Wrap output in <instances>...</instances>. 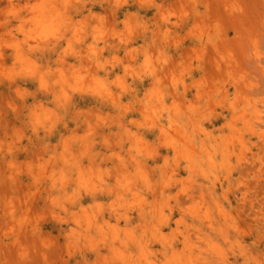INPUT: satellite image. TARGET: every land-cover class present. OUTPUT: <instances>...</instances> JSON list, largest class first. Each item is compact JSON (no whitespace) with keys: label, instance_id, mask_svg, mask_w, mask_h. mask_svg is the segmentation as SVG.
I'll list each match as a JSON object with an SVG mask.
<instances>
[{"label":"rangeland","instance_id":"obj_1","mask_svg":"<svg viewBox=\"0 0 264 264\" xmlns=\"http://www.w3.org/2000/svg\"><path fill=\"white\" fill-rule=\"evenodd\" d=\"M220 262L264 264V0H0V264Z\"/></svg>","mask_w":264,"mask_h":264},{"label":"bare ground","instance_id":"obj_2","mask_svg":"<svg viewBox=\"0 0 264 264\" xmlns=\"http://www.w3.org/2000/svg\"><path fill=\"white\" fill-rule=\"evenodd\" d=\"M35 1H36V0H35ZM78 2H79V1H78ZM52 3L54 4V2H52ZM81 3H82V2H81ZM56 4H58V3H56ZM32 7H33V6H32ZM32 10H33V9H32ZM42 12H43V11H42ZM53 12H55V11H53ZM43 13H44V12H43ZM50 16H51V15H50ZM48 17H49V16H48ZM48 17H47V18H48ZM55 18H57V17H55ZM44 20H45V19H44V17L42 16V17H37L33 22L36 23L35 26H37V25L40 26V25L43 23ZM56 22H57V21H56ZM56 22H55V24H56ZM55 26H56V25H55ZM40 27H41V26H40ZM37 29H38V28H37ZM41 29H42V28H41ZM41 32H42V31H41ZM142 49H144V48H142ZM144 52L147 53L146 50L143 51V53H144ZM144 54H145V53H144ZM142 56H143V55H142ZM28 70H29V69H28ZM28 70H27L26 72H28ZM30 70H31V69H30ZM33 72H35V71L33 70ZM30 74H32V73H30ZM39 78H40V76H39ZM136 78H137V77H136ZM38 80H39V79H38ZM40 81H41V78H40ZM37 82H38V81H37ZM40 83H43V84H44V82H39V85H40ZM17 84H18V83H17ZM19 84H20V83H19ZM19 84H18V85H19ZM59 84H60V83H59ZM13 85H14V84H13ZM46 85H47V83H46ZM46 85H45V86H46ZM37 86H38V85H37ZM11 87H14V86H11ZM15 87H16V86H15ZM43 87H44V86H43ZM46 87H47V86H46ZM53 87H54V86H53ZM8 88H9V87H8ZM45 89H46V88H45ZM48 89H49V88H48ZM48 89H46V90H48ZM63 89H64V88H63ZM63 89H61V90H63ZM61 90H60V93H61ZM52 91H53V90H52ZM62 92H63V91H62ZM56 93H57V92H56ZM58 93H59V91H58ZM58 93H57V96L60 95V94L58 95ZM63 93H64V92H63ZM53 94H54V93H53ZM64 94H65V93H64ZM61 96H62V94H61ZM63 96H64V95H63ZM64 97L67 98V95L64 96ZM49 98H50V97H49ZM62 98H63V97H62ZM66 98H65V99H66ZM110 98H112V97H110ZM157 98H158V97H157ZM65 99L63 98L64 101H65ZM59 100H60V99H59ZM69 100H70V99H69ZM114 100H115V98H114L112 101L114 102ZM60 102H61V101H60ZM167 103H168V102H167ZM155 105H157V104H155ZM157 112H158V111H157ZM149 116H151V114H150ZM257 118H258V115H257ZM250 119H251V118H250ZM154 121H155V120H154V118H153V122H154ZM35 122H36V121H35ZM36 123H37V122H36ZM40 124H41V122H40ZM161 126H162V124H161ZM46 127H47V126H46ZM162 127H163V126H162ZM248 127H250V126H247V128H248ZM48 128H50V126H48L47 129H48ZM249 129H250V128H249ZM254 129H255V128H254ZM255 130H257V129H255ZM45 132H46V131H45ZM178 133H179V132H178ZM238 133H240V132H238ZM257 133H258V132H257ZM155 134H156V133H155ZM174 134H175V133H174ZM179 135H180V134H179ZM238 135H239V134H238ZM256 135H259V134H256ZM262 135H263V134H262ZM39 136H40V135H39ZM158 136H160V135H158ZM177 136H178V135H177ZM242 136H244V134H243ZM211 137H212V136H211ZM211 137H210V138H211ZM159 138H160V137H159ZM177 138H178V137H177ZM177 138H176V139H177ZM213 138H214V137H213ZM234 138H235V137H234ZM243 138H244V137H243ZM215 141H216V140H215ZM151 142H152V141H151ZM168 143H169V142H168ZM171 143L173 144V141H172ZM230 143H231V142H230ZM149 144H151V143H149ZM153 144H155V143H153ZM186 144H187V143H186ZM200 144H201V143H200ZM155 145H156V144H155ZM170 145H171V144H170ZM183 145H184V144H183ZM201 145H202V144H201ZM233 145H234V144H233ZM236 145H237V144H236ZM152 146H154V145H152ZM175 146H176V145H175ZM171 147H174V146L171 145ZM180 147H181V146H180ZM220 147H222V144L220 145ZM154 148H155V147H154ZM188 148H190L189 145H188ZM195 148H196V147H195ZM239 148H240V147H239ZM173 149L176 150V148H172V151H173ZM230 149H231V148H230ZM235 149H236V148H235ZM190 150H191V149H190ZM196 150H197V149H196ZM197 151H198V150H197ZM203 151H204V150H203ZM239 151H240V149H239ZM161 152H162V150H161ZM178 152H179V151H178ZM242 152H243V151H242ZM176 153H177V151H176ZM197 153H199V151H198ZM238 153H239V152H238ZM165 154H166V153H165ZM171 154L173 155V153H171ZM165 156H167V155H165ZM168 156H170V155H168ZM175 156H176V155H175ZM176 158H177V157H176ZM231 158H232V157H231ZM146 160H147V159H146ZM137 162H139V160H138ZM161 162H162V161H161ZM161 162H160V163H161ZM140 163H143V162L140 161ZM154 163H155V162H154ZM181 163H182V162H181ZM206 163H207V162H206ZM235 163H236V165L238 164L237 162H235ZM146 164H147V163H146ZM146 164H145V165H146ZM161 164H162V163H161ZM207 164H208V163H207ZM209 164H210V165H213L212 162H209ZM163 165H164V163H163ZM166 165H167V164H166ZM166 165H165V166H166ZM169 165H170V164H169ZM169 165H168V166H169ZM180 165H181V164H180ZM151 166H152V165H151ZM160 166H161V165H160ZM143 167H144V166H143ZM148 167H149V166H148ZM148 167H147V168H148ZM237 167H238V166H237ZM137 168H138V167H137ZM141 168H142V167H141ZM228 169L230 170V168H228ZM173 170H174V168H173ZM190 171H191V170H190ZM145 172H147V171H145ZM148 173H149V171H148ZM167 173H168V172H167ZM178 173H179V172H178ZM162 174H163V173H162ZM149 175H150V174H148V176H149ZM165 175H166V174H165ZM142 176H144L143 173H142ZM152 176H153V175H152ZM190 176H191V175H190ZM218 176H219V175H218ZM225 176H226V175H224V177H225ZM145 177H146V176H145ZM154 177H155V176H153V178H151V179L153 180ZM219 177H221V176H219ZM135 178H136V177H135ZM142 178H143V177H142ZM146 178H147V177H146ZM155 178H156V177H155ZM217 178H218V177H217ZM139 179H140V177H139ZM157 180H158V179H157ZM159 180H161V179H159ZM60 181H63V180H60ZM134 181H135V180H134ZM175 181H176V179H175ZM135 182H136V181H135ZM135 182H134V183H135ZM153 182H154V181H152V183H153ZM155 183H156V182H155ZM193 183H194V182H193ZM160 184H161V183H160ZM123 185H124V184H123ZM136 185H137V184H136ZM153 185H154V184H153ZM125 186H126V185H125ZM126 187H127V186H126ZM162 187H163V186H162ZM159 188H161V187H159ZM223 188H224V187H223ZM123 189H124V187H123ZM217 189H218V187H217ZM130 190H131V189H130ZM182 190H183V189H182ZM219 190H220V189H219ZM131 191L133 192L134 190L132 189ZM135 191H136V190H135ZM135 191L133 192L134 194H135ZM185 191H186V190H185ZM187 191H188V190H187ZM199 191H200V190H199ZM220 191H221V190H220ZM89 192H90V191H89ZM136 192H137V191H136ZM221 192H222V191H221ZM130 193H131V192H130ZM184 193H185V192H184ZM189 193H191L190 190H189ZM201 193H203V192H201ZM201 193H200V194H201ZM223 193H224V192H223ZM187 195H188V194H187ZM221 195H222V194H221ZM199 196H201V195H199ZM202 196H203V195H202ZM222 196H223V195H222ZM190 197H191V196H190ZM224 197H225V196H224ZM201 198H202V197H200V199H201ZM192 200H193V198H192ZM128 201H129V199H128ZM144 201H145V200H144ZM199 201H200V200H199ZM202 201H203V200H202ZM133 202H134V201H133ZM142 202H143V200H142ZM131 203H132V201L130 202V204H131ZM153 203H154V202H153ZM197 203H198V202H197ZM136 204H137V203H136ZM136 204H135V206H136ZM138 204H141V203H138ZM138 204H137V205H138ZM154 204H155V203H154ZM154 204H153V205H154ZM200 204H201V207H202V206H203L202 203H200ZM132 205H133V203H132ZM150 205H151V204H150ZM189 206H190V205H189ZM189 206H188L187 208H189ZM191 206H192V205H191ZM191 206H190V208H191ZM196 206H197V205H196ZM140 207H141V206H140ZM205 207H206V206H205ZM205 207H204V208H205ZM142 208H143V207H142ZM152 208H153V207H152ZM196 208H197V207H196ZM202 208H203V207H202ZM206 208H207V207H206ZM194 209H195V207H194L193 209L191 208L192 211H193ZM187 210L189 211V209H187ZM201 210H202V209H201ZM205 210H207V209H204V210H202V211H205ZM136 211H137V210H136ZM202 211H199V212H202ZM208 211H209V210H208ZM219 211H220V210H219ZM126 212H127V211H126ZM199 212H198V215H199L198 217H200ZM127 213H128V212H127ZM151 213H152V212H151ZM188 213H189V212H188ZM192 213H193V212H192ZM194 213H195V210H194ZM196 213H197V212H196ZM196 213H195V216H194V217L197 216ZM207 213H208V212H207ZM207 213H206V214H207ZM210 213H212V211H211ZM219 213H220V212H219ZM219 213H218V214H219ZM125 214H126V213H125ZM154 214H155V213H154ZM222 214H223V213H222ZM225 215H226V214H225ZM126 216H128V215L126 214ZM126 216H125V217H126ZM164 216H165V215H164ZM201 216H202V214H201ZM222 216H223V215H222ZM166 217H167V216H166ZM194 217H193V219H194ZM207 217H209V216H207ZM213 217H214V216H213ZM213 217H212V218H213ZM200 218H201V217H200ZM157 219H158V218H157ZM161 219H162V218H161ZM191 219H192V218H191ZM191 219H190V221H192ZM200 220H202V218H201ZM196 221H197V220L195 219V222H196ZM204 221H205V220H204ZM206 221H207V220H206ZM152 223H153V222H152ZM190 223L192 224V222H190ZM197 223H198V222H196V224H197ZM202 223H203V222H202ZM202 223H201V224H202ZM208 223H209V225H211L210 220H208ZM194 224H195V223H194ZM194 224L192 225V227H194ZM204 224H205V223H204ZM206 224H207V222H206ZM206 224H205V225H206ZM232 225H233V224H232ZM116 226H117V225H116ZM118 226H119V225H118ZM196 226H197V225H195V227H196ZM198 226H199V225H198ZM216 227H217V226H216ZM118 228H119V227H118ZM220 228H221V227H220ZM152 229H153V228H152ZM162 229H163V228H162ZM199 229H200V227L198 228V230H199ZM163 230H164V229H163ZM195 230H196V228H195ZM201 230H202V229H201ZM222 230H223V229H222ZM115 231L117 232V230H115ZM115 231H114L113 233H114V235L116 236L117 234H115ZM199 232H201V231H199ZM220 232H221V231H220ZM113 233H112V234H113ZM117 233H118V232H117ZM164 234H166V233H164ZM221 234H223V233H221ZM223 235H225V234H223ZM223 235H222V236H223ZM122 236H123V234H122ZM164 236H165V235H163V237H164ZM119 237H120V236H119ZM142 237H143V236H142ZM153 237H154V236H153ZM223 237H225V236H223ZM123 239H125V238H123ZM123 239H122V240H123ZM164 239H166V238L164 237ZM227 239H229V238H227ZM161 240H163V239H161ZM117 241L122 242V241H120V239L117 240ZM123 241H124V240H123ZM133 241H134V240H133ZM208 241H209V240H208ZM200 245H201V244H200ZM213 245H216V244L213 242ZM213 245H212V246H213ZM208 246H209V245H208ZM210 246H211V245H210ZM210 246H209V247H210ZM216 246H217V245H216ZM171 247H172V246H171ZM173 248H174V247H173ZM214 248H218V246H217V247H214ZM212 253H213V252H212ZM120 254H122V253H120ZM225 256H226V255H225ZM123 257H124V256H122L121 258H123ZM125 257H126V256H125ZM125 257H124V258H125ZM129 257H130V256H129ZM138 258H139V257H138ZM220 259H221V257H220ZM131 260H132V259H131ZM224 260H225V259H224ZM138 261H139V260H138ZM213 261H214V260H213ZM226 261H227V259H226ZM151 263H152V262H151ZM213 263H214V262H213ZM216 263H217V262H216ZM129 264H130V263H129ZM220 264H221V262H220Z\"/></svg>","mask_w":264,"mask_h":264},{"label":"clouds","instance_id":"obj_3","mask_svg":"<svg viewBox=\"0 0 264 264\" xmlns=\"http://www.w3.org/2000/svg\"><path fill=\"white\" fill-rule=\"evenodd\" d=\"M125 3H127V0H125ZM57 31H58V28L53 26V27L49 28L48 30H46L44 32L38 33V35L40 36L41 39H44V40H47L49 37H52V38L58 40L60 37H58L56 35ZM95 39H99V37H95ZM77 42L78 43L81 42L79 37H77ZM102 50L103 49H101V51ZM116 63H119V61H117ZM106 64H111L112 67L116 66L115 64H112L111 61L105 60L103 63H99L98 64V68L101 69V70H105V65Z\"/></svg>","mask_w":264,"mask_h":264}]
</instances>
